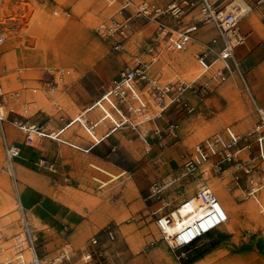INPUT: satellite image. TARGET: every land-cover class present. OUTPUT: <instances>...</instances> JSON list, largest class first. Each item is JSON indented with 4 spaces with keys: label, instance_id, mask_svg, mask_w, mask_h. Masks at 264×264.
I'll return each instance as SVG.
<instances>
[{
    "label": "rangeland",
    "instance_id": "rangeland-1",
    "mask_svg": "<svg viewBox=\"0 0 264 264\" xmlns=\"http://www.w3.org/2000/svg\"><path fill=\"white\" fill-rule=\"evenodd\" d=\"M151 1L166 6L172 0ZM24 4L30 9L27 14ZM238 4L246 8L240 28L248 32L250 40L239 57L250 82V73L264 64V20L244 0L224 5L232 10ZM121 6L122 0H0V29L6 36L8 32L13 36L0 47V82L8 97L10 120L23 112L24 120L47 132L56 131L82 111L69 92L76 81L94 71L111 82L121 69L134 64L137 55L150 57L148 45L157 23L137 15L134 6L117 12ZM113 14L119 20L133 17L120 48L98 30L110 23ZM164 20L173 23L169 14ZM184 22L198 23L200 31L208 29L201 36L203 41L214 35L211 25L202 21L199 5L184 17ZM254 32L259 34L255 41ZM199 48L197 40L182 50L161 47L153 72L165 81L195 80L201 72L194 59ZM54 49L57 59L51 60ZM59 66L72 73L57 87L53 71ZM200 81L208 82L207 86L173 102L143 129L144 138L129 128L111 129V123L97 108L87 114L92 134L79 122L55 138L41 134L34 144L25 141L23 130L7 122L19 133V140L14 142L21 149L18 162L28 167L21 168L29 177L22 178L25 185L38 194L41 202L49 200L65 211L66 233L42 215L36 202L28 205L39 222L44 217L45 225L35 232L37 251L45 264H51L68 242L66 234L77 243L71 244L78 259L82 255L80 247L97 237L108 249L110 264H176L178 260L157 226V214L204 186L213 188L222 199L229 220L186 248L183 264H264V214L247 195L246 177L237 184L231 170L214 169L205 175L204 168L188 165L195 145L220 128L234 123L245 132L253 127L258 120L254 102L237 77L220 83L209 80L208 74L197 79L196 85ZM86 87L82 85L80 92L84 93ZM251 90L264 105V89L259 94L253 87ZM170 123L175 124L174 133L168 129ZM170 179L176 182L161 198L152 196L151 184ZM16 194L13 177L5 168L0 129V260L11 257L14 235L21 227ZM164 202L169 205L154 213ZM97 260L89 264H98ZM102 263L107 264L104 260Z\"/></svg>",
    "mask_w": 264,
    "mask_h": 264
},
{
    "label": "built area",
    "instance_id": "built-area-1",
    "mask_svg": "<svg viewBox=\"0 0 264 264\" xmlns=\"http://www.w3.org/2000/svg\"><path fill=\"white\" fill-rule=\"evenodd\" d=\"M114 1L111 0L112 3ZM136 1L122 0V6L117 12L126 11L134 6L137 8V15L141 14L157 23L148 45L150 57L146 59L142 55H137L134 64L121 69L111 82H107L94 71L86 74L77 84H88L87 95L91 98L88 104L83 102V95H78V85L70 88V93L82 105L81 113L84 115L91 109L97 108L111 123V129L129 128L137 131L144 138L145 126L162 116L173 102L184 99L187 92L197 93L207 86L208 82L204 81L196 85L197 79L209 74V80L221 83L237 77L254 102L257 122L245 132H240L234 123L220 128L195 145L188 165L204 168L202 173L205 175L214 169L217 172L231 170L237 184L245 176L248 185L247 195L256 201L261 213L264 214V105L260 104L252 93L237 53V48L246 45L248 41L249 34L240 28L246 8L238 4L233 6L232 10H228V5H224L225 2L235 0H184L183 2L172 0L166 6L151 0H141L139 3ZM244 1L250 10L260 9L264 4V0ZM197 5L201 7L202 21L211 25V30L214 32L208 41L201 40L202 34L208 29L200 31L198 23L184 22V17ZM167 14L170 15L173 23L169 24L164 20ZM132 18L125 16L124 19L119 20L113 14L110 23L103 24L98 30L104 36L114 39V46L120 48L122 38L126 37L127 23ZM5 39V32L0 29V47ZM195 40L201 43V48L194 52V59L201 70L195 80L180 78L175 81H165L153 72L161 47L168 50H182ZM53 72L57 87L72 73L71 69L65 66H59ZM7 104L8 97L0 82V129L4 138L5 168L11 173L17 188L16 162L21 156V149L7 140L5 124L10 122L23 130L28 144H34L37 137L42 136L40 133L43 130L38 124L24 120L23 112H18L16 119L10 120ZM11 110L14 111L13 108ZM87 122V119L81 121L88 129ZM168 129L174 133L175 124H168ZM88 131L91 133L89 129ZM159 131L160 128H157L156 132ZM209 165L210 167H207ZM175 182L176 179L156 182L151 184L149 189L152 196L161 198L162 193ZM168 205V202H164L154 213H159ZM17 207L21 227L14 235L11 257L2 258L0 264H45L37 251L35 227L19 199ZM191 218L193 221L184 226V229L171 235L170 238L167 237L169 229ZM228 220L229 214L217 193L211 189L201 188L197 190L195 198L187 196L176 206L173 205L157 214L156 223L178 264H183L182 255L186 248L220 228ZM80 250L82 251L80 259L74 260L73 254L76 250L72 244L67 243L51 264H89L97 259L98 264H103V260L110 264L109 254L106 253L108 249L99 246L97 237L92 238L89 244L80 247Z\"/></svg>",
    "mask_w": 264,
    "mask_h": 264
},
{
    "label": "crops",
    "instance_id": "crops-1",
    "mask_svg": "<svg viewBox=\"0 0 264 264\" xmlns=\"http://www.w3.org/2000/svg\"><path fill=\"white\" fill-rule=\"evenodd\" d=\"M54 4L56 5L57 4V2L56 1H54ZM22 7V6H21ZM23 7H24V12H26V14H27V12L28 11H30V9H28V7L24 4L23 5ZM253 10V9H252ZM255 11H257L259 14H260V18L262 19V20H264V4L262 5V7L260 8V9H254ZM3 22L5 23V19L3 20ZM243 32H246V33H248L247 31H245V30H243V29H241ZM6 31H8V30H6ZM7 36H9L8 38H6L5 39V43H6V41H8L10 38H13V36H11V33L10 32H8L7 33ZM6 36V37H7ZM259 37V34L257 33V32H254L253 33V35H252V39L255 41L257 38ZM248 40H250V37H249V35H248ZM7 45H8V43H7ZM249 46V42L247 41V44L246 45H244V46H241V47H238L237 48V53H238V55H239V53H241V52H243L244 51V48L245 47H248ZM243 48V49H242ZM52 54H54V57L52 56V58H50L51 60H56L57 58H56V56H57V51L54 49L53 50V52H50V56L52 55ZM81 80V79H80ZM79 80V81H80ZM79 81H76L77 83L79 82ZM249 83H250V86L251 87H253V89L255 90V92L256 93H261L262 92V89H264V64L263 65H259V67L256 69V70H253L251 73H250V78H249ZM74 83V85L73 86H77L78 84L77 83ZM87 85V87H86V89H85V92L84 93H81L80 92V88L82 87V85H78L77 87V91H78V95L79 96H84V98H83V102L84 103H89L90 101H91V98H90V96L89 95H87V90H88V84H86ZM73 86H71V88L73 87ZM83 88H85V86H83ZM69 92H70V90H69ZM71 94V93H70ZM71 96L73 97V98H75V100H76V102L79 104V106L82 108V105L80 104V102L76 99V97L74 96V95H72L71 94ZM92 110V109H91ZM90 110V111H91ZM79 112H81V111H79ZM78 112V113H79ZM78 113H76V114H78ZM76 114H74V115H76ZM88 114H89V112H88ZM90 114H91V112H90ZM6 128H8V137H9V139L11 140V142L13 141V143H15L14 141H17V140H19V133H18V130H15L14 128H11L10 126H9V124H7V126H6ZM16 144V143H15ZM21 146H23V144H20ZM92 145V144H91ZM18 146V145H17ZM22 155V154H21ZM172 156H176V155H172ZM21 157V156H20ZM19 157V158H20ZM19 158H18V160H19ZM18 160H17V162H16V176L18 177V182H17V194H16V196H17V198L20 200V202L22 203V205L26 208V210H27V214H28V217H29V219H30V221L32 222V224L34 225V227L36 228V230L38 229H41L42 228V226H44L45 225V221H44V217H42V222H39V220H37V218H36V214L35 213H33L32 211H31V209L29 208V206H32V204H34L35 202H36V204L39 206V207H41V209H39V211L40 212H42V215L44 216L45 215V218L46 219H48L51 223H54V222H56V224H58V226H60L61 227V229L64 231L65 229V226L67 225V224H65L64 222H63V216H64V214H65V211L63 212V210L56 204V203H54V202H49V200L48 201H44V202H41V201H43V200H41V199H38V194L33 190V189H31L30 187H27L26 185H25V181L22 179V178H29L28 177V175H26V173L21 169L22 167L23 168H28V167H26V165L25 164H22L21 162L19 163L18 162ZM63 193H65V194H67V195H70V196H72L71 194H69L68 192H63ZM72 197H75V196H72ZM25 201V202H24ZM29 205V206H28ZM67 227V226H66ZM65 232V231H64ZM74 232V231H73ZM76 232H77V230H76ZM80 232L81 233H83V231L82 230H79V234H80ZM66 233V232H65ZM73 234V233H72ZM67 235V240H68V242L67 243H74V244H76L77 245V243H75L71 238H70V235H68V234H66ZM92 238H94V237H92ZM91 238V239H92ZM90 239V240H91ZM90 240L88 241V243L87 244H89L90 243ZM66 243V244H67ZM82 243V242H81ZM81 243H79V244H81ZM99 246H101L102 248H104L100 243H99ZM74 247V246H73ZM171 252V251H170ZM172 253V252H171ZM173 254V253H172ZM76 254L74 253L73 254V258H74V260H79L78 258H76V256H75ZM174 255V254H173ZM175 256V255H174ZM80 258V257H79ZM176 258V257H175ZM42 260H44V259H42ZM45 262V261H44ZM176 264H178V263H176Z\"/></svg>",
    "mask_w": 264,
    "mask_h": 264
},
{
    "label": "bare ground",
    "instance_id": "bare-ground-1",
    "mask_svg": "<svg viewBox=\"0 0 264 264\" xmlns=\"http://www.w3.org/2000/svg\"><path fill=\"white\" fill-rule=\"evenodd\" d=\"M191 64H192V63H191ZM81 112H82V111H81ZM81 112H79L78 114L74 115L70 121H68L65 125H63V126H62L61 128H59L58 130H56V131H50V132H47V131L43 130V131H41L40 134L47 135V136L52 137V138L57 137V136L60 135L62 132H64L66 129H68L71 125H73V124H78L79 122H81V121H85L86 119L88 120V118H87V114H88V113H86V114L83 115ZM7 124H8V123H7ZM6 126H7V125H6ZM149 126H150V125L147 124V125L145 126V128H146V127L148 128ZM8 133H9V132H8V128H6V137H7V140L11 141V140L9 139V137H8ZM20 141H21V140H20ZM12 142H13V141H12ZM202 188L214 190L213 188H211V187H209V186H204V187H202ZM214 191H215V190H214ZM189 197L195 198V197H196V193L193 194V195H190ZM16 199L18 200L17 196H16ZM220 199H221V198H220ZM180 202H181V201L175 203L174 206H176V205L179 204ZM221 202H222V205H223V207L225 208V210H227V208H226L224 202L222 201V199H221ZM182 212L184 213V210H182ZM227 212H228V210H227ZM228 213H229V212H228ZM192 221H193V219L191 218V219H189L188 221H185V223L183 222V224H179L178 226L169 229V230H168V233H167V237L170 238L171 235L173 236V234H176V233L179 232L180 230L184 229V228H185L184 226H186L187 224L191 223ZM34 237H35L36 239L38 238L37 235H36V232H34Z\"/></svg>",
    "mask_w": 264,
    "mask_h": 264
}]
</instances>
